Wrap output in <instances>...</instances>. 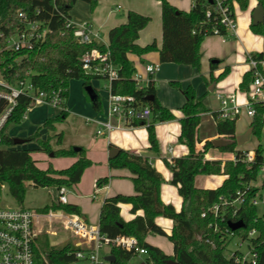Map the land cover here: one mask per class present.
Instances as JSON below:
<instances>
[{
    "label": "trees",
    "instance_id": "trees-1",
    "mask_svg": "<svg viewBox=\"0 0 264 264\" xmlns=\"http://www.w3.org/2000/svg\"><path fill=\"white\" fill-rule=\"evenodd\" d=\"M79 0H0V75L7 81L15 83L17 80L31 77L35 86L51 94L54 90L62 89L65 102L60 106L61 112L55 118L48 119L44 127L48 131L55 130V123L65 120L68 116L66 100L69 97V81L72 78L82 79L84 86H91L94 78H104L100 75L86 73L83 69V58L87 52L97 48L100 52H109L108 61L118 69V77L110 86L114 94L131 95L136 103L148 106L151 117L148 121L136 122L134 126L144 125L149 134L150 150L159 154V141L155 131V124L160 121L175 119V115L168 108L163 107L157 96L153 80L142 87L135 75L136 68L129 59V54L143 55L150 51H159L160 61L192 65L201 68V43L208 35L215 34L218 28L220 34H227L220 24L218 14L212 11L213 0H194L190 11H184L173 5L169 0L161 1L163 43L157 48L156 43L145 47L137 41L140 31L151 21V17L130 10L127 22L113 27L109 32V44L98 45L96 42L83 45L78 44L74 37V28L67 26L71 19L70 12ZM89 2L92 8L96 0ZM264 7V0H257ZM250 0H229L233 11L237 3L242 10L249 7ZM24 13L31 20H40L51 29L42 45L30 52H16L7 47L8 40L24 23L19 13ZM251 30L258 35H264V21L251 25ZM257 60L264 59V51L253 54ZM216 66L212 63V67ZM225 71L221 76H224ZM253 80L251 71L247 72L240 85L241 90L247 91ZM171 84L181 90L186 103L183 107L184 117L181 119L182 131L180 142L186 144L190 152L187 156L166 160L173 172L172 183L178 187L183 198V207L177 211L173 205L165 204L161 199V184L163 176L150 163V159L142 154L119 149L114 158L109 159L111 168H127L133 174L136 194L132 196L116 195L105 199L100 212V231L105 236L114 239L119 236H131L137 240V247L147 250L145 260L148 264H166L168 259H174L180 264H233L227 259L225 246L218 235L210 228V220L202 217L204 209L220 202L221 198L232 200L239 190H246L245 204L241 207L238 218L244 222V229L238 231L244 235L251 228L258 229L256 246L259 253L258 264H264V213L252 203V198L261 189L264 190V180L261 186L256 185L260 177V170L264 161V146L259 144L256 149V159L248 163L246 153L236 150V122L238 118H221L220 112L214 114L216 130L220 135L231 140L230 145L221 147L223 152H235L236 160H206L203 151H196V130L201 122V114L209 110L197 97L192 86L183 88L178 81ZM95 110L102 112V101L99 96L93 101ZM32 107L30 97L21 96L12 117L4 128L0 142V187L7 185L9 192L22 206L27 192V182L36 187L72 186L81 181L86 168L92 165L87 158L84 148L75 151L70 149H54L51 138H43L40 130L26 138V143L36 144L35 149L25 148L14 143V137L9 129L12 124H20L25 113ZM257 113L251 124L252 134L260 141L263 139L264 106L256 104ZM57 143H61L63 133L57 135ZM115 146H111L110 149ZM214 147L212 141H207L205 150ZM33 152L53 154V157H76L79 159L66 169H55L49 166L43 170L36 167L32 157ZM226 175L227 179L216 189L199 188L195 184L198 175ZM109 177L97 180L99 187L109 182ZM252 187L247 189L248 184ZM120 203L132 205V212L144 211V215H137L130 221H125L120 215ZM62 208L68 212L80 214L78 205H62L53 201L44 208ZM163 216L174 222L173 232L167 233L156 223V218ZM149 234L167 236L174 245V255L168 256L161 248L147 241ZM207 238L216 244L213 248ZM81 247L73 243H64L58 246L50 245L46 235L38 237L34 246V264H72L76 251ZM111 253L115 260L103 264H132L138 255L135 250L128 251L123 247L114 246Z\"/></svg>",
    "mask_w": 264,
    "mask_h": 264
},
{
    "label": "crops",
    "instance_id": "crops-1",
    "mask_svg": "<svg viewBox=\"0 0 264 264\" xmlns=\"http://www.w3.org/2000/svg\"><path fill=\"white\" fill-rule=\"evenodd\" d=\"M96 1L95 7L92 8L89 2L79 0L71 10L70 15L71 20L75 24H88L94 32L99 33L100 39L96 42L98 45L108 46L110 30L115 26L126 23L127 14L130 10L137 11L144 15L148 13L138 9L142 7L141 0ZM117 2L121 4H116ZM169 2L184 11H190L194 5V0H169ZM154 3L157 8L155 16L153 20L151 18L149 24L140 31L137 43L145 47L155 42L157 48L160 49L163 43L162 7L161 1L154 0ZM258 5L257 0H250L249 7L246 10H242L236 3L235 18L238 25L236 33H230L226 36L213 34L205 37L200 48V69L188 64H178L174 62L162 63L160 61V53L157 50L150 51L143 55H128L137 70L136 73L142 76L141 86H145L148 81L153 80L156 86V96L160 104L171 110L175 115V119L173 120L160 121L155 124V131L160 147L159 154L151 151L149 148V134L146 126L125 127L112 130L106 135H98L97 125L89 120L106 119L107 109L104 107V104H102L103 111L99 112L95 110L92 101L94 111L83 99H80V108L78 109V106H74V100L72 103H70L68 99L66 100V108L68 110L67 119L70 116L77 115L78 119L76 124H79V127L74 137L65 135V133L62 132L63 138L61 143H57L58 145L56 147H52L54 149H70L74 146L84 148L87 158L93 162L91 166L85 169L79 183L67 186L69 188V203L79 206L81 210L79 215L86 222L91 225L99 226L100 212L105 199L119 194L126 196L136 194L132 172L127 168L116 169L111 168L109 165V151L112 145L119 149L121 148L147 156L152 166L163 176V182L161 184L162 201L165 204L173 205L177 211L182 209L183 198L179 194L178 187L172 183L173 172L168 167L166 160L171 161L174 158L184 157L190 152L189 147L179 140L182 131L181 119L184 117L183 107L186 103V97L181 90L175 88L171 84L172 81H178L184 89L188 86H192L195 89L197 97L201 98L203 104L209 110L201 114V122L196 130V151H203L205 159L210 161L221 160L225 162L227 160H233V158L236 157L235 152H223L220 148L212 147L205 150V144L207 141H213L215 139L231 141L227 139L226 136L218 134L216 130L214 114L222 110V103L219 95L226 96L233 94L237 104L243 109V113L238 118V120H241L240 123L237 124L236 122L235 135H242L251 128L253 118L249 117L245 111L249 97L246 91L241 90L240 85L245 74L250 71L248 56L264 51V35L255 34L251 30L253 12ZM212 63L216 64L214 68L212 67ZM147 64L158 65V71L149 75L145 70ZM225 71H227L226 74L220 78ZM213 83H216V87L212 91L210 88ZM105 86L109 89L108 83ZM93 89L97 96L100 97L98 90L94 87ZM89 99L91 98L89 97ZM57 112L58 116L61 109L57 108ZM50 118H55V116ZM24 119H27L26 113ZM51 132L55 133V136L60 133L57 131V124L55 125L54 131H48L46 129L47 135L43 132H41V134L43 138L50 137L52 139L50 135ZM252 136L253 134H251L250 139ZM55 139L57 142V136ZM248 141L243 145L237 144L236 150L256 152L260 140L256 137L254 141L249 143ZM34 153L36 152H33L32 156H34ZM46 154L47 153H44L40 159L34 158L38 165L45 164L43 160L49 158L50 163H48L47 167H40L43 170L47 169L49 166L58 170L66 169L79 159V156L53 157L50 155V157H47ZM102 177H109L110 179L106 185L99 187L97 185V180ZM226 179V175L200 174L196 177L195 184L199 188L216 189L220 187ZM29 183L33 185L31 182ZM50 188H53L51 201L42 207L36 208V211L42 212L44 208L51 205L53 201H58V188L56 186H50ZM119 206L120 215L125 221H130L137 215H144L143 210L133 213L131 204L120 203ZM19 207L35 210L34 208L26 207L24 204L22 206L19 205ZM156 223L167 235L172 234L174 226L172 219L159 216L156 218ZM57 224L59 225L57 226ZM60 226H62L60 223L54 222L51 224V228L47 229L45 225L37 222L36 229L39 233L38 237L41 235L49 236L50 245L54 246L68 242L78 246L81 240L71 231V236H67L59 242H51V238L58 235ZM147 241L161 248L168 256L174 255V245L167 236L149 234L147 236ZM109 255H112L111 248L108 249V252L102 258L105 259V257ZM142 261H146L145 258L139 261L132 260V264H139Z\"/></svg>",
    "mask_w": 264,
    "mask_h": 264
},
{
    "label": "built area",
    "instance_id": "built-area-1",
    "mask_svg": "<svg viewBox=\"0 0 264 264\" xmlns=\"http://www.w3.org/2000/svg\"><path fill=\"white\" fill-rule=\"evenodd\" d=\"M212 11L218 14L220 24L226 29L227 34H220L218 28L215 34L226 36L230 33L235 34L238 28L229 0H213L212 9L207 13L211 15ZM19 17L24 23L22 29L18 30L8 40L7 47L16 52H30L42 45L51 32V29L45 26L40 20H31L24 13L20 12ZM68 27L74 28L75 41L78 44L89 45L100 39L99 33L94 32L88 24H75L71 19L67 21ZM109 52L102 53L97 48L87 52L83 58V69L86 73L103 76L109 85L118 77V69L108 61ZM250 71L253 74V80L249 89L246 91L249 100L246 105V114L254 118L257 110L256 104L264 106V59L257 60L253 55L248 56ZM159 69L158 65L147 64L145 70L149 75L154 74ZM138 83L141 85L142 76L135 75ZM149 82V81H148ZM148 82L145 86L148 85ZM21 96L30 97L32 105L47 104L60 108L65 102L62 96V89L54 90L51 94L39 90L33 83L31 77L17 80L15 83L7 81L0 75V142L5 126L13 115ZM222 103V110L219 116L221 118H239L243 113L242 107L237 104L236 98L231 95H219ZM151 117V109L148 106H142L136 103V99L131 95L114 94L111 91L108 96V109L106 119H91L97 125V134L106 135L115 129L134 127L136 122L148 121ZM264 126V113H263ZM260 144L264 146V128L263 139ZM246 159L252 163L256 159L255 152H247ZM236 157L233 158V161ZM260 175L264 176V161L260 170ZM264 180V179H263ZM257 183V182H256ZM255 183V184H256ZM248 184L247 189L252 187ZM257 185V184H256ZM6 185L0 187V264H34V246L38 237L36 224L39 219L46 218L49 223L58 222L65 229L73 232L79 237L81 247L76 251L75 259L72 264H103L108 263L103 259L99 252L108 246L123 247L128 251L135 250L138 254L146 255L147 250L137 247V240L131 236H119L111 239L101 233L100 227L86 222L79 214L68 212L62 208L50 209L48 211H36L29 208H4L1 204V193ZM69 188L62 186L58 188V202L62 205L69 204ZM246 190H239L232 200L221 198L220 202L204 209L202 217L210 220V228L215 235H218L222 244L225 246L227 259L233 264H258L259 253L256 246V238L259 234L258 229L251 228L244 235L238 233L244 227L233 230L231 223L240 221L238 214L241 207L245 204ZM254 206L264 208V190L261 189L252 198ZM262 212L261 214H263ZM210 242L213 248L216 244Z\"/></svg>",
    "mask_w": 264,
    "mask_h": 264
},
{
    "label": "rangeland",
    "instance_id": "rangeland-1",
    "mask_svg": "<svg viewBox=\"0 0 264 264\" xmlns=\"http://www.w3.org/2000/svg\"><path fill=\"white\" fill-rule=\"evenodd\" d=\"M80 1H83V0H80ZM140 2H142L141 4L142 7L138 9L144 12H148L146 13V15L150 16L153 20L155 13L157 11L154 0H141ZM116 4H121V3L117 2ZM107 83L108 82L105 78H94L92 80V85H91L98 90L100 97H101L102 104H104V107H106V109H108V96H109V89L105 86ZM68 88L70 91L69 98H68L70 103H72V101L74 100L73 101L75 104L74 106H78L77 107L78 109L80 108L79 107L80 99H83L84 101H86V103L89 104L91 109L94 111L92 102L89 99V97L91 98L90 93L87 91V88L84 87V81L82 79L72 78L69 81ZM57 114H58L57 108L51 107L47 104L32 105V107L26 112L27 119L23 118L20 124L10 125L9 133L13 137H20L24 139L34 134L37 130H40V132H43L47 135L46 129L44 127V123L46 122L48 118L54 117V116L56 117ZM77 119H78L77 115H74V116H70L68 119L66 118L65 120L61 122L55 123V125L57 124V131L64 132L65 135L74 137V135H76L75 132H77V129L79 127V124H76ZM240 121L241 120H238L237 124H239ZM50 135L52 136V139H51L52 146L56 147L58 144L55 141L56 140L55 133L51 132ZM255 139H256V136L253 135L251 139L248 141V143L254 141ZM21 146L25 148H30V149L36 148V144L31 143V142L24 143ZM74 147H78V146H74ZM43 154L44 153L36 152L34 153V156L32 157L33 159L34 158L40 159L43 156ZM46 155L47 157H50V154H46ZM37 162H40V161H37ZM43 162L45 164L38 165L36 163V167L38 168H40L41 166L47 167L48 163H50V160L49 158H45ZM200 177H204V176H200ZM263 179H264V176L260 175L259 180L256 184L261 185ZM26 185H27V192H26L25 201H24V205L26 207L34 208L35 210H37L36 208L42 207L43 205L51 201V198L53 196V188L36 187V186L31 185L29 182H27ZM1 204L4 208H8V209L19 207V204L17 203L16 199L9 192V188L7 185L3 188L2 193H1ZM259 212L260 213L264 212V208L260 207ZM38 222L42 225H45L47 229L51 228V224L48 222V220H46V218H41L38 220ZM58 225L59 224H57V226ZM71 235L72 234L69 230H66L63 226H60L58 235L52 237L51 242L52 243L59 242L63 238L67 236H71ZM47 238L49 240V236H47ZM108 249H109L108 246L103 247L99 252L100 256L101 257L105 256V254L108 252ZM144 258L145 256L138 254L136 257H134L133 261H139Z\"/></svg>",
    "mask_w": 264,
    "mask_h": 264
},
{
    "label": "water",
    "instance_id": "water-1",
    "mask_svg": "<svg viewBox=\"0 0 264 264\" xmlns=\"http://www.w3.org/2000/svg\"><path fill=\"white\" fill-rule=\"evenodd\" d=\"M263 21H264V7L262 5H258L254 9V12H253V24L257 25ZM215 87H216V83H213V85L211 86L210 89L213 91L215 89ZM86 88H87V91L90 93L91 99L93 101H95V99L97 98V94L94 91L93 87L87 86ZM251 134H252V129L250 128L244 134L236 136V143L238 145H243L246 141H248L250 139ZM212 142H213V145L215 148H221V147L230 145L232 143L231 141H227L224 139H215ZM14 143L16 145H22V144L26 143V139L20 138V137H14ZM74 150L80 151L81 147H74ZM118 153H119V148L114 147V148L110 149L109 159L114 158L115 156H117ZM51 156H53V154H51ZM230 227L233 230H238V229L244 227V222L242 220H240L238 222L231 223ZM105 259L107 261L111 262V261L115 260V257H114V255H109V256L105 257ZM139 264H148V263L146 261H142ZM166 264H180V263L174 259H168L166 261Z\"/></svg>",
    "mask_w": 264,
    "mask_h": 264
}]
</instances>
